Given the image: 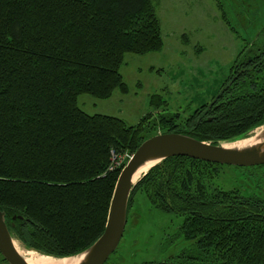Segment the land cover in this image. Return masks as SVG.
<instances>
[{"label": "trees", "instance_id": "1", "mask_svg": "<svg viewBox=\"0 0 264 264\" xmlns=\"http://www.w3.org/2000/svg\"><path fill=\"white\" fill-rule=\"evenodd\" d=\"M163 46L155 0H0V208L23 246L65 256L102 235L122 168L110 169L112 152L134 153L150 136L145 116L129 124L91 114L78 97L127 92L125 54ZM243 67L215 110L205 113L204 103L185 123L165 112L161 132L218 144L264 124V38L247 42L228 79ZM151 103L168 109L159 94ZM207 165L227 164L169 157L132 190L128 220L135 193L151 178L150 202L180 215L175 236L191 242L144 264H264V197L210 189L200 173Z\"/></svg>", "mask_w": 264, "mask_h": 264}, {"label": "rangeland", "instance_id": "2", "mask_svg": "<svg viewBox=\"0 0 264 264\" xmlns=\"http://www.w3.org/2000/svg\"><path fill=\"white\" fill-rule=\"evenodd\" d=\"M155 3L164 46L145 55L125 54L120 72L128 91L116 89L108 98L87 93L78 97L79 105L91 114L118 116L129 124H136L145 116L147 136L162 131L161 118L165 112H179L177 122L185 123L204 103L206 108L228 81L230 68L244 46L247 42H259L258 33L264 27V0H155ZM155 94L168 102V109L151 103ZM263 128L255 127L241 137L255 135ZM200 173L206 176L210 189H238L245 196L264 197V164L207 165ZM150 179L135 193L123 238L105 264L160 262L191 244L184 237L175 236L181 216L164 213L150 202L148 194L152 192L153 181ZM15 242L22 252L30 249L17 238ZM0 264H8L1 252Z\"/></svg>", "mask_w": 264, "mask_h": 264}, {"label": "water", "instance_id": "3", "mask_svg": "<svg viewBox=\"0 0 264 264\" xmlns=\"http://www.w3.org/2000/svg\"><path fill=\"white\" fill-rule=\"evenodd\" d=\"M256 135L260 136V141L256 143L243 146L231 145V143ZM173 156H188L236 166L262 165L264 164V128L255 135L228 139L220 141L218 144L180 132H161L150 136L138 146L131 159L121 169L111 200L105 230L89 247L76 254L65 256L41 253L33 249H26L22 252L10 230L6 212L0 208L1 254L10 264H32L25 255L30 251L57 259L79 258L77 264H105L123 238L128 223V207L132 190L153 166ZM149 162H153L151 167L139 176L142 167H145Z\"/></svg>", "mask_w": 264, "mask_h": 264}, {"label": "bare ground", "instance_id": "4", "mask_svg": "<svg viewBox=\"0 0 264 264\" xmlns=\"http://www.w3.org/2000/svg\"><path fill=\"white\" fill-rule=\"evenodd\" d=\"M259 137L260 136L256 135L254 137L235 142L234 144L231 145H238V146L250 145L260 141ZM152 164L153 162H149L145 167H142V169L139 172V176H141V173L147 171ZM139 176H137V178H139ZM25 255L27 256L28 261L32 264H77L79 261V258L76 259L74 257H68L65 259H57L51 256L41 255L40 253H36L34 251L26 252Z\"/></svg>", "mask_w": 264, "mask_h": 264}, {"label": "flooded vegetation", "instance_id": "5", "mask_svg": "<svg viewBox=\"0 0 264 264\" xmlns=\"http://www.w3.org/2000/svg\"><path fill=\"white\" fill-rule=\"evenodd\" d=\"M257 38H264V31L260 30L258 33V37ZM245 68H241L239 71L236 69H233L231 72V77L228 79V81L226 83H224L222 85V87L220 88V91L213 97V99L211 100V102L209 103V105L206 107L205 109V113L207 112V110L209 109H216L226 98V94L228 92V90L230 89V87L232 85H234V82L237 81V78L239 77V74L242 72H244ZM23 245V244H22ZM4 257V256H3ZM5 261L10 264L6 259Z\"/></svg>", "mask_w": 264, "mask_h": 264}, {"label": "built area", "instance_id": "6", "mask_svg": "<svg viewBox=\"0 0 264 264\" xmlns=\"http://www.w3.org/2000/svg\"><path fill=\"white\" fill-rule=\"evenodd\" d=\"M131 152L126 151L124 153L121 154H117L115 153V151L112 152V162L110 165V169L114 170L120 167H123L125 165V163L132 157Z\"/></svg>", "mask_w": 264, "mask_h": 264}]
</instances>
